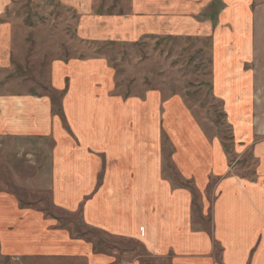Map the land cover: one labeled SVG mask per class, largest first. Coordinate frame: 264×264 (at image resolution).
Wrapping results in <instances>:
<instances>
[{"label":"crops","instance_id":"1","mask_svg":"<svg viewBox=\"0 0 264 264\" xmlns=\"http://www.w3.org/2000/svg\"><path fill=\"white\" fill-rule=\"evenodd\" d=\"M177 1L176 13L167 0L172 7L156 21L167 32L165 23L185 22L176 25L180 34L209 40V82L230 129V152L180 93L124 96L103 61H59L56 85L69 83L60 115L46 95H0V136L52 138L49 173L42 167L37 174L48 177L41 198L56 214L80 210L85 228L139 242L149 257L119 260L96 250L45 207L22 206L0 189L1 257L19 264H264V0H189L187 8H199L193 21ZM7 45L0 38V53ZM209 186L211 201H202L210 230L193 217L194 193Z\"/></svg>","mask_w":264,"mask_h":264},{"label":"rangeland","instance_id":"2","mask_svg":"<svg viewBox=\"0 0 264 264\" xmlns=\"http://www.w3.org/2000/svg\"><path fill=\"white\" fill-rule=\"evenodd\" d=\"M1 1L5 5H0V38L8 45L0 53V95H46L51 99L52 113L60 115L69 83L66 81L67 89L56 85V65L70 59L99 60L112 71L114 88L124 96H143L151 89L164 97L180 93L206 130L216 131L230 152V129L209 82V40L180 34L176 25L181 23L175 21L165 23L168 32L162 30L163 23L156 18L160 9L171 6L167 0H146L145 6L142 0H137L138 4L135 0ZM168 1L175 3L170 11L176 13L178 1ZM188 2L183 0L185 7L180 8L184 10L178 12L186 14L184 20L193 21L199 8H187ZM52 143V138L14 140L0 136V189L15 193L22 206L45 207V215L55 218L56 224L67 228L74 237L91 240L97 250L115 254L119 260L133 256L142 261L139 255L148 259L139 242H125L85 228L79 224L80 210L56 214L53 205L41 198V194L49 193L39 190L48 177L37 174L42 167L46 169L42 174L49 173L48 146L52 148ZM247 158L250 157L241 159L237 172L243 171ZM194 194L198 199L193 201V217L210 230L211 211L206 212L202 201L204 196L211 201L210 186L208 193ZM0 264L19 263L0 256Z\"/></svg>","mask_w":264,"mask_h":264},{"label":"trees","instance_id":"3","mask_svg":"<svg viewBox=\"0 0 264 264\" xmlns=\"http://www.w3.org/2000/svg\"><path fill=\"white\" fill-rule=\"evenodd\" d=\"M24 204V203H23ZM97 250V248H95Z\"/></svg>","mask_w":264,"mask_h":264}]
</instances>
